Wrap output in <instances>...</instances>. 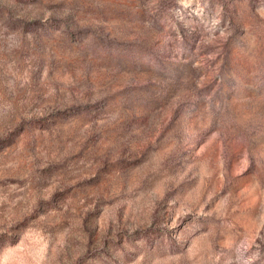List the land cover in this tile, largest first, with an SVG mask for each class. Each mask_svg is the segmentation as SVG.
Here are the masks:
<instances>
[{
  "label": "rangeland",
  "instance_id": "1",
  "mask_svg": "<svg viewBox=\"0 0 264 264\" xmlns=\"http://www.w3.org/2000/svg\"><path fill=\"white\" fill-rule=\"evenodd\" d=\"M0 264H264V0H0Z\"/></svg>",
  "mask_w": 264,
  "mask_h": 264
}]
</instances>
